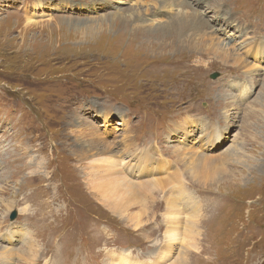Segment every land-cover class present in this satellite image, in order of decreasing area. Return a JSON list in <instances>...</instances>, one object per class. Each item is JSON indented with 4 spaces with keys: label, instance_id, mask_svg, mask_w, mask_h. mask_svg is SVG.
<instances>
[{
    "label": "rangeland",
    "instance_id": "1",
    "mask_svg": "<svg viewBox=\"0 0 264 264\" xmlns=\"http://www.w3.org/2000/svg\"><path fill=\"white\" fill-rule=\"evenodd\" d=\"M260 14L0 0V264H264Z\"/></svg>",
    "mask_w": 264,
    "mask_h": 264
},
{
    "label": "bare ground",
    "instance_id": "2",
    "mask_svg": "<svg viewBox=\"0 0 264 264\" xmlns=\"http://www.w3.org/2000/svg\"><path fill=\"white\" fill-rule=\"evenodd\" d=\"M206 1H201L200 3H205ZM193 6H195L197 9L198 8H200V7H202V5H195V3H194V5ZM210 6V5H209ZM197 9H196V11H197ZM200 13H202V18H206L207 17V14H208V12H206V10H205V12H201V11H199ZM193 14H192V17H188L186 20H185V25L187 26V28L186 27H182V28H184V29H191V28H193V29H195L196 28V26H197V24H195V19H198L196 16H199L200 14H198V12L197 13H195V12H192ZM258 16H260L261 18H264V14H260V15H258ZM261 18H258V21H260L261 20ZM181 28V29H182ZM203 29H204V27H200L199 28V31L197 32V31H194V33L198 36V35H200V36H205V34H204V31H203ZM220 32H224V30H221ZM247 33H249V32H247ZM252 34L253 33H259L260 35H262L263 33H264V30H262V31H260V29H259V27H255V26H253V30H252V32H251ZM250 33V34H251ZM243 39H245V38H243ZM241 37H240V34H239V36L238 37H235V42H236V46L238 47V45L237 44H240V42H241V40H243ZM173 41V40H172ZM180 41V40H179ZM250 42V46H253L254 48H258V46L257 45H254V43H252V41H249ZM235 46V47H236ZM182 47V46H181ZM178 50V49H177ZM181 51V50H180ZM191 51V50H190ZM177 52V51H176ZM255 51H252L251 53H254ZM172 54V53H171ZM174 54V53H173ZM172 54V55H173ZM177 54V53H176ZM175 54V55H176ZM181 54V53H180ZM162 55V54H161ZM252 54H250V51L248 52V53H246V56L247 57H249V56H251ZM150 56V55H149ZM165 56V55H164ZM156 58V57H155ZM224 71L225 72H227V70H226V68L224 69ZM229 72V75H227V76H234V75H238V77H241V76H244L246 73H243V74H237V73H235L234 71H228ZM190 91H191V89H190ZM189 93V92H188ZM183 100H186V99H183ZM191 100V99H190ZM194 100V99H193ZM194 102V101H193ZM123 184H125V182H123ZM154 189H156V185L154 186ZM142 190V189H141ZM151 190H153V189H151ZM161 190V189H160ZM176 218V217H175ZM10 235H11V233H10ZM9 235V236H10ZM0 237H1V233H0ZM11 238V237H10ZM14 240V239H13ZM170 247V246H169ZM168 246H166V248H169ZM6 254H5V251L4 250H1L0 251V258L1 259H3V261L2 262H6L7 261V259H6Z\"/></svg>",
    "mask_w": 264,
    "mask_h": 264
},
{
    "label": "water",
    "instance_id": "3",
    "mask_svg": "<svg viewBox=\"0 0 264 264\" xmlns=\"http://www.w3.org/2000/svg\"><path fill=\"white\" fill-rule=\"evenodd\" d=\"M217 77H218L217 74H214V75L212 76L213 79H216ZM13 216H14V215H13ZM14 218H15V216H14ZM14 218H13V219H14Z\"/></svg>",
    "mask_w": 264,
    "mask_h": 264
}]
</instances>
